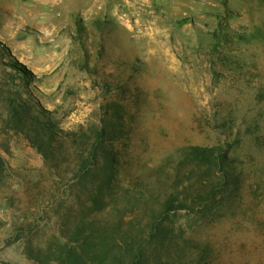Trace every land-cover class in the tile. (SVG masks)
<instances>
[{"label": "rangeland", "instance_id": "1", "mask_svg": "<svg viewBox=\"0 0 264 264\" xmlns=\"http://www.w3.org/2000/svg\"><path fill=\"white\" fill-rule=\"evenodd\" d=\"M0 88L69 132L119 103L129 132L120 175L153 180L182 147L231 144L239 180L225 205L177 224L211 246V264H264V0H0ZM5 120L3 100L0 264H36L22 239L12 243L16 227L38 224L23 238L43 242L61 220L39 222L38 199L60 213L73 200L53 196L57 177Z\"/></svg>", "mask_w": 264, "mask_h": 264}, {"label": "trees", "instance_id": "2", "mask_svg": "<svg viewBox=\"0 0 264 264\" xmlns=\"http://www.w3.org/2000/svg\"><path fill=\"white\" fill-rule=\"evenodd\" d=\"M8 64L29 81L32 74L22 64L15 59ZM27 99L0 88L5 126L24 133L40 152L49 175L57 177L53 196L73 200L60 213L51 201L44 205L45 197L38 199L39 222L61 220L57 233L43 242L23 238L27 227L31 231L38 224L16 227L12 243L22 239L28 259L36 264H211V246L185 237L177 221L183 215L207 218L225 205L239 180L231 144L182 147L156 168L153 180L120 175L124 152L118 144H126L129 132L119 103L109 102L89 130L69 132ZM9 178L0 154V187Z\"/></svg>", "mask_w": 264, "mask_h": 264}]
</instances>
